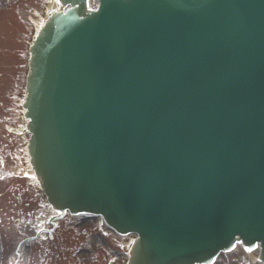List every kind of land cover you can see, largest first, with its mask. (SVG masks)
Returning <instances> with one entry per match:
<instances>
[{
  "label": "water",
  "instance_id": "obj_1",
  "mask_svg": "<svg viewBox=\"0 0 264 264\" xmlns=\"http://www.w3.org/2000/svg\"><path fill=\"white\" fill-rule=\"evenodd\" d=\"M58 1L23 103L48 202L135 233L130 264L264 263V0Z\"/></svg>",
  "mask_w": 264,
  "mask_h": 264
},
{
  "label": "rangeland",
  "instance_id": "obj_2",
  "mask_svg": "<svg viewBox=\"0 0 264 264\" xmlns=\"http://www.w3.org/2000/svg\"><path fill=\"white\" fill-rule=\"evenodd\" d=\"M95 1H91L92 6ZM8 3L0 0V237L11 250L13 241L29 235L21 231L22 223L17 226L15 216L19 212L16 211L21 209L25 212L33 204L34 210H37L38 203L43 200L39 188L35 184L29 185V179L24 173L27 164L24 154L27 135L24 131V120L19 116L18 101L11 99L12 93L23 86L28 34L33 32L32 24H28L22 17L25 16L26 19L29 16L30 7L34 11L30 17L36 21L43 18L49 9V1L15 0L11 5ZM20 92L21 90L19 95ZM25 184L29 186L26 191ZM22 214L24 213L21 212ZM35 214L36 211L31 214L29 223H32ZM8 256L10 255L7 254ZM215 264L259 263L255 257H248L246 252L236 247L232 252L219 256Z\"/></svg>",
  "mask_w": 264,
  "mask_h": 264
},
{
  "label": "flooded vegetation",
  "instance_id": "obj_3",
  "mask_svg": "<svg viewBox=\"0 0 264 264\" xmlns=\"http://www.w3.org/2000/svg\"><path fill=\"white\" fill-rule=\"evenodd\" d=\"M95 219L96 218L93 217V220H95ZM85 221L87 223H90L89 219H85ZM106 229L107 228L97 220L96 225L94 226L93 230H91L94 233V235L91 236L92 240L96 239V240H99L103 244L109 243L112 245L113 244L117 245V242L115 241V239L108 234ZM84 236H86V235H84ZM84 238L88 239L90 237H84ZM54 240H58V237L57 236L54 237ZM49 245H50V243H49ZM54 245H56V244H54ZM88 245H89L88 243H83L80 241V243L77 246H73L71 248L70 257L73 258V260H76L78 262V264H104L103 263V261L105 260L104 254L99 253V254L91 255V253L88 252L89 249L85 248ZM121 245L124 249L127 246L125 242H122ZM50 249H51L50 246H45L43 253H41V252L31 253L29 251V248L25 247L23 249L24 252H22L21 258L26 262H32V264H53L52 256H55V258L60 262H64L67 260L68 255H67L66 251L69 248L67 247L66 244H62V243L58 244V249H59L60 253L52 254L50 252ZM119 254L120 253L115 252V255L117 256L118 259H120ZM19 259H20V255H19L18 260ZM114 264H120V262H117Z\"/></svg>",
  "mask_w": 264,
  "mask_h": 264
},
{
  "label": "bare ground",
  "instance_id": "obj_4",
  "mask_svg": "<svg viewBox=\"0 0 264 264\" xmlns=\"http://www.w3.org/2000/svg\"><path fill=\"white\" fill-rule=\"evenodd\" d=\"M49 2H50V5H52L55 1H54V0H49ZM89 2H90V0H89ZM40 21H41V18H39V19L35 22L36 27L39 25ZM26 171L30 174L32 181H33L34 183H37V179H36V177L34 178V175L32 174V172H31V170L29 169V167H27Z\"/></svg>",
  "mask_w": 264,
  "mask_h": 264
}]
</instances>
